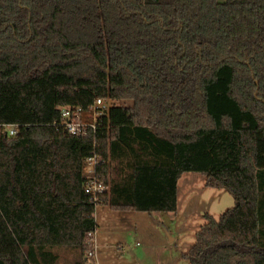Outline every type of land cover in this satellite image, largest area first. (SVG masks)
<instances>
[{"label":"trees","instance_id":"1","mask_svg":"<svg viewBox=\"0 0 264 264\" xmlns=\"http://www.w3.org/2000/svg\"><path fill=\"white\" fill-rule=\"evenodd\" d=\"M99 99L97 131L55 125ZM187 173L235 206L183 258L264 264V0H0V264L86 256L102 205L176 213Z\"/></svg>","mask_w":264,"mask_h":264},{"label":"rangeland","instance_id":"2","mask_svg":"<svg viewBox=\"0 0 264 264\" xmlns=\"http://www.w3.org/2000/svg\"><path fill=\"white\" fill-rule=\"evenodd\" d=\"M176 213L117 212L98 207L95 218L96 261L99 264H189L183 256L196 242V234L209 214L217 221L235 206L225 190L207 188L205 177L187 173L180 181ZM106 246V247H102ZM59 249V248H58ZM61 259L83 264L81 251L59 250ZM99 261V262H98Z\"/></svg>","mask_w":264,"mask_h":264},{"label":"built area","instance_id":"3","mask_svg":"<svg viewBox=\"0 0 264 264\" xmlns=\"http://www.w3.org/2000/svg\"><path fill=\"white\" fill-rule=\"evenodd\" d=\"M109 106L99 99L89 110L80 107H66L60 110V121L55 124L59 130L71 136H85L90 131H97L99 122L108 112ZM2 128V127H1ZM4 132L10 137L18 134L17 126H6ZM101 165L97 156L88 158L84 164L85 194L94 203L99 201V195L109 191L107 186L102 185L98 180V167ZM96 233H90L88 246L91 248L85 258L87 264H98L96 261Z\"/></svg>","mask_w":264,"mask_h":264},{"label":"crops","instance_id":"4","mask_svg":"<svg viewBox=\"0 0 264 264\" xmlns=\"http://www.w3.org/2000/svg\"><path fill=\"white\" fill-rule=\"evenodd\" d=\"M179 194H180V183H179V187H178V197H179V205H180V196H179ZM100 207V206H99ZM103 248L104 247H106V246H102ZM62 249H66V250H70V251H77V250H73V249H67V248H62ZM59 250H61V249H55V253L59 256V259H58V262H57V264H60V262L62 261H64V263H66L67 261H65V260H63V259H61V255H59ZM85 260V259H84ZM84 260H83V264H84ZM99 262V261H98ZM67 264H80V261H79V263H78V260H70V263L68 262ZM100 264V263H99Z\"/></svg>","mask_w":264,"mask_h":264}]
</instances>
